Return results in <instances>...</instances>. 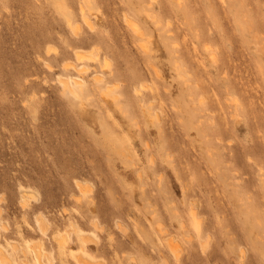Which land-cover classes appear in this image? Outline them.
Returning <instances> with one entry per match:
<instances>
[{"label": "rangeland", "instance_id": "374dc122", "mask_svg": "<svg viewBox=\"0 0 264 264\" xmlns=\"http://www.w3.org/2000/svg\"><path fill=\"white\" fill-rule=\"evenodd\" d=\"M79 1L0 0V248L264 264V0Z\"/></svg>", "mask_w": 264, "mask_h": 264}, {"label": "bare ground", "instance_id": "6f19581e", "mask_svg": "<svg viewBox=\"0 0 264 264\" xmlns=\"http://www.w3.org/2000/svg\"><path fill=\"white\" fill-rule=\"evenodd\" d=\"M90 1V0H89ZM80 2V6H79V8L81 9V10H79L80 12H81V16L83 17L82 18V20L85 22L86 21V23H89V25H91L92 23V21L93 20H91V22H90V17H89V15H88V13H90L89 11H88V13H87V11H85V5H86V0H81V1H79ZM89 3V2H88ZM182 3V2H181ZM183 8H184V6H183ZM91 14V13H90ZM126 16V15H125ZM127 20H129V18L127 17ZM127 22V21H126ZM131 22V21H130ZM86 25H88V24H86ZM93 26H94V24L92 25V27H90L91 29L89 30V31H94V30H92L93 29ZM88 27V26H87ZM88 27V28H89ZM95 27V26H94ZM132 30L135 32V33H137V28H136V26H134V25H132ZM197 37H198V35H196ZM93 36L92 35H88L87 37L85 36L84 38H83V40H85V41H87V42H89V43H92L93 42V38H92ZM149 41V40H148ZM148 43V42H147ZM139 44V43H138ZM140 46H142V47H144L145 48V45L143 44V45H140ZM146 47H148V46H146ZM146 49V48H145ZM149 50V49H148ZM150 51V50H149ZM77 53V56H78V58H82V57H84V56H82L81 55V53L79 54V52H76ZM147 53H148V51H147ZM81 55V56H80ZM76 56V57H77ZM211 57H214L215 58V56H211ZM85 58V57H84ZM77 59V58H76ZM81 60V59H80ZM107 60H105V62H106ZM83 62V61H82ZM82 62H80V63H82ZM108 62V61H107ZM78 63V64H77ZM76 64L78 65V67H77V69L76 70H78V74H81V73H83L85 70H87V66H80L79 65V61H76ZM72 65V68H73V65H74V63L73 64H71ZM82 65V64H81ZM152 66H153V69H154V72H156V73H158L157 72V70H156V68L154 67V65L152 64ZM74 69V68H73ZM75 70V71H76ZM60 81H59V83H61V90H62V92H63V94H65L66 96H70V98H72L73 100H74V102H80L81 104H84V101H83V96H82V93H81V90H82V88H83V82L79 79V78H77V77H73V76H71V77H66V78H60L59 79ZM143 86H145L146 87V85H143ZM144 87V88H145ZM136 92H138L139 91V88H136V90H135ZM151 91V90H150ZM152 92V91H151ZM138 94H140V92H138ZM102 95L105 97V99H107V97H110L111 96V98H113L115 101H117L118 102V100H117V95L114 93V90H113V86H107L106 87V89H105V92L104 93H102ZM146 102V101H145ZM147 102H150V100H148ZM152 103V102H151ZM147 107V106H146ZM150 109H152V108H149V107H147V110L149 111V113H151V115L153 116V117H155V118H157V119H159V115H158V113H157V115H155V113H153V111L152 110H150ZM152 111V112H151ZM235 113H237V112H235ZM156 120V119H155ZM147 144H148V142H146ZM147 144H145V146L147 145ZM149 144H150V142H149ZM150 146V145H149ZM149 146H146V147H148V148H150ZM147 148V149H148ZM151 149V148H150ZM149 149V150H150ZM148 150V151H149ZM75 183H76V181H75ZM84 184V183H83ZM82 184V182H79V181H77V183H76V185L77 186H79L78 188L79 189H81V190H85V187H84V185ZM28 191L27 190H22L21 191V195H22V197H23V204H25L26 203V198H27V193ZM29 198V197H28ZM2 199V198H1ZM28 207V206H27ZM26 208V207H25ZM195 207H193L192 208V213L195 215ZM43 216V215H42ZM44 218V217H43ZM195 219H197L196 217H194ZM40 220V221H39ZM37 222V221H36ZM38 222H39V228H40V230H42L43 232H45V225H44V222H45V220H44V222H43V220H42V217L40 218V216L38 217ZM2 223V222H1ZM46 223V222H45ZM96 223V222H95ZM94 223V225H96ZM194 224H195V228L198 230L199 229V225H198V223L197 222H194ZM2 225H4L3 223H2ZM46 225H47V223H46ZM5 226V225H4ZM4 226H2V227H4ZM97 226V225H96ZM121 227V226H120ZM4 229H5V227H4ZM39 230V231H40ZM4 231H6V230H4ZM41 231V232H42ZM43 234V233H42ZM85 237L84 235H82L81 233H80V239H82L83 237ZM90 236V235H89ZM88 237V236H87ZM91 239H92V236L90 237ZM86 239V238H85ZM87 240H89V239H87ZM84 241V240H83ZM93 241V240H92ZM85 242H87V241H85ZM1 250H0V264H13L12 262V258L2 249V248H0ZM17 246L16 245H14V250L15 251H17ZM32 251H33V255H34V259L33 260H35V261H37V264H41V262L43 261L42 259L43 258H45L44 256L46 255V253L41 249V247L40 246H38V245H34V250H33V248H32ZM176 251L178 252V249H175V253H176ZM19 252H20V254H21V256H20V260L22 261L21 262V264H31L30 263V261H29V254H28V250H26V249H20L19 250ZM77 262L79 263V264H90L92 261H88L89 259L87 258V257H85V256H80V257H78L77 256ZM32 260V259H31ZM49 260V259H48ZM34 261V262H35ZM34 262H32V263H34ZM95 263V262H94ZM50 264V263H49ZM92 264V263H91Z\"/></svg>", "mask_w": 264, "mask_h": 264}]
</instances>
